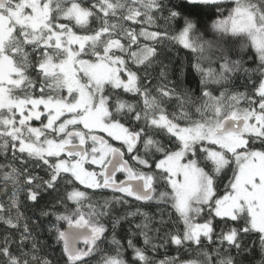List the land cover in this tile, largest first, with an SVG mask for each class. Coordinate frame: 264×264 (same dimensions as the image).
<instances>
[{
    "label": "snow or ice",
    "instance_id": "snow-or-ice-1",
    "mask_svg": "<svg viewBox=\"0 0 264 264\" xmlns=\"http://www.w3.org/2000/svg\"><path fill=\"white\" fill-rule=\"evenodd\" d=\"M61 187L64 264H264V0H0V264H53Z\"/></svg>",
    "mask_w": 264,
    "mask_h": 264
},
{
    "label": "trees",
    "instance_id": "trees-1",
    "mask_svg": "<svg viewBox=\"0 0 264 264\" xmlns=\"http://www.w3.org/2000/svg\"><path fill=\"white\" fill-rule=\"evenodd\" d=\"M215 17H213L214 19ZM206 22L210 23L211 21L207 19V17H205ZM166 44L168 43L167 41L165 42ZM254 52V49L252 50ZM172 52H173V58L175 62H180V61H184L185 64L187 63V58H188V52L187 50L181 49L179 46H173L172 47ZM250 67H255V65L250 64L248 65ZM155 76V73L153 74ZM172 79H175V77H171ZM198 76L196 75L195 72L193 71H188L185 73L184 76V87L185 88H195L196 86V81L198 80ZM153 83H157V80H153ZM237 85H239V81H237ZM243 90V89H241ZM196 95L198 96L199 93L197 92ZM41 175H43V173H41ZM63 192H64V188L61 187L60 190L53 194V195H48L45 194L43 200H41L39 205H33L31 202H25V207L22 209L25 213L26 216L32 218L33 220L38 219V223L35 225H32L34 229H36L35 234L38 236V238L41 241L42 244V248L43 251L47 254H49V256L53 259V264H57V262H59V264H64L63 258H62V253H61V248L59 245H57L54 241V238L52 237V235L47 231V226L48 223L54 219V217H40V210L42 207L44 206H49V201H51V203H55L56 199L59 197L63 196ZM94 198L100 199L102 197H108L111 195V193H107L105 192H95L93 193ZM132 204V208L134 209L135 207H140L142 208V210L144 211H149V212H155L156 211V207L152 206L151 208L139 204L136 201H131ZM131 210V209H129ZM124 210L122 209L121 212H123ZM167 212H171V209H166ZM175 217L173 216V219ZM133 221L135 223H139L140 219L139 218H132ZM105 223H109L108 220L105 221ZM130 227V225L128 223H123L121 226H118L117 230H116V234H117V239H121L122 242H124L123 237L125 236L128 228ZM3 226L0 225V230H2ZM161 235H163V233H161ZM107 239L103 242L100 243L99 248H100V252L94 254V256L91 258L90 260V264H98L100 258L104 255V254H109L112 253L113 251V245L111 244V238H112V232H111V226L109 223V232L106 233ZM255 237H252L250 239H247L245 241L246 244H251V241L254 240ZM137 242H138V246H143V237H137ZM155 243H157L158 245H161L158 247V249L153 252L151 250L148 251L149 256H151L153 259H155L156 261L165 259V258H171V257H177L179 256L181 259H187L189 258V253L180 250L177 251V248L175 245L172 244H164L163 241L161 240H157L155 241ZM130 251L128 250L125 252V256L128 257L130 255ZM245 264H247V260L245 259Z\"/></svg>",
    "mask_w": 264,
    "mask_h": 264
},
{
    "label": "water",
    "instance_id": "water-1",
    "mask_svg": "<svg viewBox=\"0 0 264 264\" xmlns=\"http://www.w3.org/2000/svg\"><path fill=\"white\" fill-rule=\"evenodd\" d=\"M80 246L83 247V244H81Z\"/></svg>",
    "mask_w": 264,
    "mask_h": 264
},
{
    "label": "flooded vegetation",
    "instance_id": "flooded-vegetation-1",
    "mask_svg": "<svg viewBox=\"0 0 264 264\" xmlns=\"http://www.w3.org/2000/svg\"><path fill=\"white\" fill-rule=\"evenodd\" d=\"M108 193V192H107Z\"/></svg>",
    "mask_w": 264,
    "mask_h": 264
}]
</instances>
